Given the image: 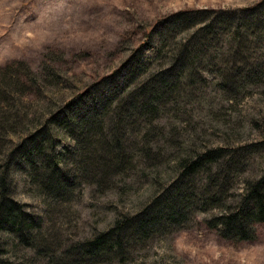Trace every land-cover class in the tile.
<instances>
[{"label": "rangeland", "instance_id": "obj_1", "mask_svg": "<svg viewBox=\"0 0 264 264\" xmlns=\"http://www.w3.org/2000/svg\"><path fill=\"white\" fill-rule=\"evenodd\" d=\"M260 1L0 0V68L24 61L38 75L36 81L24 87L19 84L12 91L22 101L20 114H27L29 118L27 130L35 122L31 121L32 112L54 110L73 95L90 85L98 86L104 77H110L146 41L155 24L168 15L192 9L237 10ZM251 19L242 20L244 27L238 30L243 36L242 47L236 49L232 37L236 34L235 26H220L217 32L223 30L224 35L212 44L218 48L208 52L205 61L194 71L193 79H186L180 92L154 119L157 128L151 131L155 133L151 135V143L160 153V162L150 166L134 149L133 164H126L127 169L132 166L133 169L112 175L107 189L86 182L77 184L72 200L58 205L49 214L48 225L52 228L49 231L57 242L70 244L89 239L109 228L121 213L133 214L140 210L159 188L174 178L175 161L192 151L261 143L248 156L244 171L235 177L229 194L237 195L247 180L261 174L264 168V20ZM154 57L149 56L143 63L130 86L167 62L165 52ZM233 59L241 60L238 71H232L227 65ZM257 69L263 75L253 76ZM239 71L241 78L235 77L228 84L236 83L228 86L224 76ZM19 72H24L19 66L7 73L3 71L0 81ZM245 74L249 78L243 77ZM98 88L97 94L102 90L101 86ZM45 96L51 97V102ZM0 101L6 107L7 102ZM138 129L140 126L128 127L124 139L136 145L142 135ZM8 133L12 137L16 135L12 131ZM4 144L10 143L6 139ZM14 179L16 199L26 203L30 211H40L41 200L28 193V189L34 188L26 183L23 174ZM229 201L227 196L226 202ZM224 208L221 205L196 210L183 228L145 240L136 239L127 248L125 258L99 259L92 264H264L263 224L257 225L252 240L223 238L217 228L208 226L207 221ZM4 249L13 261L45 264L31 249L13 250L11 246Z\"/></svg>", "mask_w": 264, "mask_h": 264}, {"label": "trees", "instance_id": "obj_2", "mask_svg": "<svg viewBox=\"0 0 264 264\" xmlns=\"http://www.w3.org/2000/svg\"><path fill=\"white\" fill-rule=\"evenodd\" d=\"M248 17L263 22L264 0L237 10L192 9L168 15L155 24L146 41L110 77L73 95L54 110L32 112L31 121L35 122L27 130L29 118L20 114L22 101L14 92L19 84L24 87L36 81L38 75L24 61L0 68V73L10 72L15 66L24 69L0 81V99L7 102L5 107L0 101V264H22L7 257L6 246L31 249L45 264L122 259L136 239L181 229L194 211L210 206L225 207L207 221L221 237L254 239L257 225H264V168L258 177L247 180L237 195L229 194V190L235 177L244 171L248 156L261 143L208 147L177 159L176 175L150 201L133 214L121 213L109 228L89 239L61 244L51 235L48 225L50 212L72 200L77 184L86 182L107 189L112 175L128 171L126 164H133L134 149L150 166L160 162V153L151 143V135L155 134L151 131L157 128L154 119L180 92L186 79H193L208 52L218 48L212 44L224 35L223 30L217 32L220 26H235L234 47H242L243 36L238 30ZM162 52L167 54L166 64L130 86L149 56L158 57ZM239 61L233 59L227 65L238 71ZM257 73L261 71L257 69L253 76H259ZM241 76L240 71L224 76L225 83L233 85L236 81L228 84L229 81ZM99 86L102 90L97 94ZM45 98L51 102V97ZM137 126L142 135L140 142L133 145L130 139H124L125 133L128 127ZM6 139L10 143L7 146ZM18 174H23L26 183L34 188L28 193L41 200L40 211H30L26 203L16 199L14 177ZM86 257L88 260H84Z\"/></svg>", "mask_w": 264, "mask_h": 264}]
</instances>
